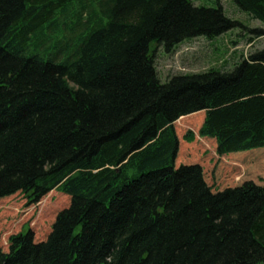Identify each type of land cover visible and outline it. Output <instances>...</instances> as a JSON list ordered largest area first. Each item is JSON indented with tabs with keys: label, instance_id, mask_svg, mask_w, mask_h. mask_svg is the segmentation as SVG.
Here are the masks:
<instances>
[{
	"label": "trees",
	"instance_id": "obj_1",
	"mask_svg": "<svg viewBox=\"0 0 264 264\" xmlns=\"http://www.w3.org/2000/svg\"><path fill=\"white\" fill-rule=\"evenodd\" d=\"M236 27L264 36L220 0H0V264L264 262V48L156 68ZM51 190L68 203L13 232Z\"/></svg>",
	"mask_w": 264,
	"mask_h": 264
},
{
	"label": "rangeland",
	"instance_id": "obj_2",
	"mask_svg": "<svg viewBox=\"0 0 264 264\" xmlns=\"http://www.w3.org/2000/svg\"><path fill=\"white\" fill-rule=\"evenodd\" d=\"M220 1L224 13L231 19L239 21L247 28L264 27L260 21L250 19L247 13L241 11L231 0ZM196 2L207 7L216 5V0H196ZM242 28L236 27L232 31H228L211 40L202 36L199 39L183 43L171 55L162 54L160 52L161 50L158 51L156 66L161 80H167L169 75L175 73L200 72L209 67H223L224 69H228L242 57L248 56L257 49L264 48V36L259 38L250 37L246 32L244 33L239 30ZM153 47H155V44L151 45V48ZM48 195L51 203L48 201L44 204L41 201V203L33 206L31 209L25 211L15 210L19 220L17 221V218H14L15 220L12 223V225H15L13 232L23 230L26 226H29V215L33 214L36 216L39 213L45 217L46 213H52L58 210L59 207L66 205L69 200L68 195L62 194L57 190H51ZM46 206L49 208L47 209ZM42 207L43 210H41ZM20 208L25 209L26 207L21 204ZM40 221H42V224L45 223L41 217ZM40 227L42 228V225ZM260 264H264V262Z\"/></svg>",
	"mask_w": 264,
	"mask_h": 264
},
{
	"label": "bare ground",
	"instance_id": "obj_3",
	"mask_svg": "<svg viewBox=\"0 0 264 264\" xmlns=\"http://www.w3.org/2000/svg\"><path fill=\"white\" fill-rule=\"evenodd\" d=\"M192 3L194 4V5H200V4H197L198 2H196V0H192ZM202 37V36H201ZM195 39H199V37H196V38H192V39H188V40H184L183 42H182V44L183 43H186V42H190V41H192V40H195ZM179 45V44H178ZM159 81H160V83H165V82H167V80H161V78L159 79Z\"/></svg>",
	"mask_w": 264,
	"mask_h": 264
}]
</instances>
